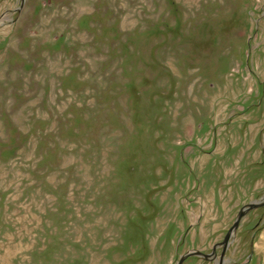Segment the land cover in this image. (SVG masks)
<instances>
[{
  "label": "rangeland",
  "instance_id": "374dc122",
  "mask_svg": "<svg viewBox=\"0 0 264 264\" xmlns=\"http://www.w3.org/2000/svg\"><path fill=\"white\" fill-rule=\"evenodd\" d=\"M254 203L264 0H0V264H264Z\"/></svg>",
  "mask_w": 264,
  "mask_h": 264
},
{
  "label": "water",
  "instance_id": "95a60500",
  "mask_svg": "<svg viewBox=\"0 0 264 264\" xmlns=\"http://www.w3.org/2000/svg\"><path fill=\"white\" fill-rule=\"evenodd\" d=\"M263 205H264V203H261V204H256V203H254V204H250L247 208H244V209L239 213V215H238L236 221L234 222L232 228L229 230V232H228V234L226 235V237H225V239H224V242H223V244H222V245H223V250H222V254H221V259L223 258L224 254H225L226 248H227L228 245H229V242H230V239H231V237H232V234H233L234 230L239 226V222H240L241 218H242L243 215H244V211L247 210V209L249 210V209H253V208H256V207H259V206H263ZM195 255H196V254H195ZM181 261H182V260H181ZM181 261H180L179 264H181ZM221 262H222V260H221ZM221 264H222V263H221Z\"/></svg>",
  "mask_w": 264,
  "mask_h": 264
}]
</instances>
